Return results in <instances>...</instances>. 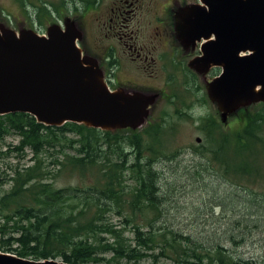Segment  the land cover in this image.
Instances as JSON below:
<instances>
[{"label":"trees","instance_id":"16d2710c","mask_svg":"<svg viewBox=\"0 0 264 264\" xmlns=\"http://www.w3.org/2000/svg\"><path fill=\"white\" fill-rule=\"evenodd\" d=\"M48 10L43 3L38 11L44 16ZM262 105L248 115L241 110L239 128L223 129L210 114L192 118L204 135L194 152L210 156L235 180H258L264 164ZM167 127L159 119L124 133L74 122L47 126L21 112L0 115V140L18 138L7 152L31 154L30 164L17 163L0 179V186L9 184L0 193V251L70 264L97 263L107 254L118 262L150 257L153 264L160 258L170 264H237L220 244L205 248L162 224L166 183L155 165L175 155L164 146ZM62 172L88 182L58 186ZM110 212L118 225L106 216Z\"/></svg>","mask_w":264,"mask_h":264},{"label":"water","instance_id":"95a60500","mask_svg":"<svg viewBox=\"0 0 264 264\" xmlns=\"http://www.w3.org/2000/svg\"><path fill=\"white\" fill-rule=\"evenodd\" d=\"M177 19L181 44L200 42L189 67L202 75L221 69L205 89L222 123L264 102V0H198ZM62 25L39 34L0 23V115L21 112L47 126L74 122L103 131L143 126L158 94L110 91L97 62L78 47L74 20L66 16ZM0 264L70 263L0 251Z\"/></svg>","mask_w":264,"mask_h":264},{"label":"rangeland","instance_id":"374dc122","mask_svg":"<svg viewBox=\"0 0 264 264\" xmlns=\"http://www.w3.org/2000/svg\"><path fill=\"white\" fill-rule=\"evenodd\" d=\"M43 3L49 9L44 16L38 11ZM71 3L65 0H0V23L16 31L20 28H29L44 33L51 23L60 24L55 19L60 15L59 11L61 12L57 17L59 19L65 15L71 16L66 10ZM153 83L154 85L151 86L154 88L165 87L167 91L170 89L162 83V80ZM177 87L173 88L177 89V95L180 97L156 101L143 124L144 126L149 122L165 119L167 128H171L164 146L167 153L174 152L175 155L172 160L162 157L155 165L160 173L161 182L166 183L162 189L167 196L164 205L166 215L161 220L162 224L173 227L172 229L183 235H189L195 243L202 244L205 248L220 244L235 258L237 264H262L264 261V164L262 177L258 180L254 182L249 178L235 180L233 176L226 175L218 164L213 163L210 156L195 153L194 149L202 145L204 135L192 118L210 114L218 119L223 129L227 127L220 121L217 107L208 99L203 83L197 92L188 93V89L185 88L179 94ZM203 98L205 102H202ZM263 103L250 105L246 111L247 115L261 109ZM228 121L231 122V127L227 129L239 128L243 123L242 120H235V117ZM117 130L127 133L129 128ZM261 135L263 142L259 146V152L264 158V130ZM197 137L202 139L200 143L196 142ZM16 143L18 138L14 134L0 140V179L11 173L17 163L30 164L31 154L28 151L24 157L14 151L7 152L8 146ZM47 161L49 160L47 159L45 164ZM80 178L62 172L56 183L65 187L88 182ZM8 189L9 184H3L0 186V193ZM106 216L111 223L118 225L119 218L116 215L110 212ZM109 258L110 255L107 254L104 261L87 264H153L150 257L136 261L119 260V262ZM155 264H170V262L160 258Z\"/></svg>","mask_w":264,"mask_h":264},{"label":"flooded vegetation","instance_id":"af4514ba","mask_svg":"<svg viewBox=\"0 0 264 264\" xmlns=\"http://www.w3.org/2000/svg\"><path fill=\"white\" fill-rule=\"evenodd\" d=\"M65 1H74L66 9L71 16L59 19V11L57 24L63 27L66 16L74 20L81 33L78 47L97 62L110 91L136 90L157 93L156 101L174 99L180 97L174 86L179 94L185 88L197 92L201 83L205 86L221 71L211 67L202 75L190 68L189 62L201 54L200 42L184 46L177 37L179 11L198 0ZM156 80H162L169 91L151 86ZM241 110L228 119H238ZM224 125L230 128L231 122Z\"/></svg>","mask_w":264,"mask_h":264},{"label":"clouds","instance_id":"9594fccd","mask_svg":"<svg viewBox=\"0 0 264 264\" xmlns=\"http://www.w3.org/2000/svg\"><path fill=\"white\" fill-rule=\"evenodd\" d=\"M201 115L203 114V112L200 113Z\"/></svg>","mask_w":264,"mask_h":264}]
</instances>
